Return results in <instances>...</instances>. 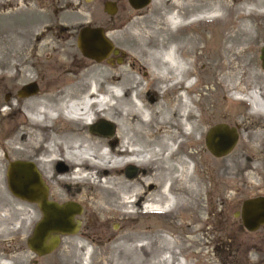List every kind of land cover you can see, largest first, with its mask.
Segmentation results:
<instances>
[{
    "label": "rangeland",
    "instance_id": "obj_1",
    "mask_svg": "<svg viewBox=\"0 0 264 264\" xmlns=\"http://www.w3.org/2000/svg\"><path fill=\"white\" fill-rule=\"evenodd\" d=\"M251 4L241 0H173L167 4L157 1L140 11L131 12L130 18L127 17L130 11L126 5H120L113 14H107L94 2L84 0H14L7 16L2 15L6 8L0 7V32L25 35L21 43L1 44L0 52V260L16 264L17 254L23 252L28 257L26 264H65L67 261L79 264L84 257L87 258V264H155L163 255L168 241L173 244V258H179L183 264H264V236L263 240L258 241L255 234L240 230L235 217L238 199L250 194L255 187L264 185L263 151L254 153L250 147L240 148V142L247 139L246 135L261 119L254 121L251 118L247 103L237 104L229 100H222L221 108L225 109L214 112L220 98L245 97V91L247 93L252 88L247 85L243 92L235 93L231 89L223 93L214 83L204 80L208 74L205 62L217 61L215 56H235L246 47L249 51L245 64L254 65L264 75L259 60V51L264 47V16L247 13L246 8ZM205 5L223 7L227 18L191 21L204 13ZM172 15H178L183 24L171 27L168 17ZM240 21H244L249 28L248 41ZM87 24L102 27L104 34L110 32L106 38L118 52L109 54L108 59L99 62L83 57L75 40L78 28ZM189 40H198L193 52L202 53L204 63H198L197 73L194 74L195 83L187 96L190 100L189 113L185 115L183 110L179 116L177 114L182 107H178L180 103L186 102L183 89L178 91L180 95L172 90L161 96L162 84L142 60L150 58L145 55V51H159L170 43L189 49ZM15 46L18 48L12 49ZM38 51H42L41 57L37 56ZM133 57H138V60H133ZM47 58L57 59L58 63L51 64L53 67H41V62ZM21 67L30 70L34 79L17 83L11 90L5 88L1 75L17 72ZM48 68H52V71L48 72ZM87 69H108L113 74V78H98V99L106 100L107 97H103L106 91L128 73L129 88L122 85V90L118 89L121 101L136 92L137 97L148 105L162 101L176 106L172 116L173 128L170 130L175 133L174 143L181 145L177 156L183 159L188 156L186 159L192 178L199 180V190L191 194L187 208L177 203L169 212L144 214L143 199H139L133 204L132 213L105 214V217H109L108 223L98 226L97 220L102 214L91 207L97 187L67 179L70 168L59 161V164L52 162L50 165H40L36 160L45 157L43 146L48 144L47 138L44 137L34 150H20L25 145L27 133L32 129L29 119L21 110L22 103L31 98H63L64 92L75 83L74 78L82 79L81 73ZM31 82L37 86L35 93L17 95L23 85ZM257 86L264 93V86ZM234 118L239 119L243 127L236 126ZM100 121L112 125L110 136L95 131ZM219 122L233 126L237 140L227 155L216 158L205 149L203 135L209 126ZM63 123V119L59 118L51 123L52 129L41 130V133L55 135L57 133L54 131H58ZM90 126L102 139L119 145L115 119L94 115L92 122L84 125V131L91 132ZM186 127L190 128L187 134L183 131ZM236 155L239 164H234ZM11 159H30L37 164L48 186L49 199L57 202L72 199L82 207L81 213L75 215L80 221L78 231L71 235H60L58 246L45 257L36 256L25 245V238L40 213L35 204L19 200L8 191L5 168ZM121 172L124 175L126 173L128 177L125 180L129 182L140 175L137 169L130 176L126 166L121 168ZM151 191L152 188L149 193ZM173 194L180 198L175 190ZM120 235H126V240L115 239ZM144 236H149L148 243L141 248ZM70 239L74 243L67 241ZM65 257L66 262L62 260Z\"/></svg>",
    "mask_w": 264,
    "mask_h": 264
},
{
    "label": "bare ground",
    "instance_id": "obj_2",
    "mask_svg": "<svg viewBox=\"0 0 264 264\" xmlns=\"http://www.w3.org/2000/svg\"><path fill=\"white\" fill-rule=\"evenodd\" d=\"M13 2L14 0H0V7L6 8V11L2 14L3 16L9 15L8 8H11ZM248 2L252 4L246 8L247 13L264 16V0H248ZM222 8L218 5H205L204 13L192 18L191 21L199 19H226L227 16L225 17ZM168 23L171 27L183 24L178 15L169 16ZM240 26H242L244 32L247 34L246 40L248 41L250 35L247 24L243 21ZM106 34L110 35V32L105 33V37ZM22 39H25V35L0 32V52L2 49L1 44L19 43ZM197 43L198 40H189V49L170 43L165 49L150 54L152 62H144V64L149 66V69L151 68L156 80L162 84V87H160L161 96L172 90L177 93L183 89L182 94L186 98V102L180 103V106L178 105V109L182 107L180 113L178 112L177 114L179 116L183 110L185 115L189 113L190 100L188 93L193 86L191 74L197 73L198 63L200 65L204 63H202L204 59L202 53L193 52L197 48ZM17 48L15 46L12 49L16 50ZM247 51H249L248 47L235 56H215L214 59H217V61L205 62L208 66V74L204 80L214 83L223 93L231 89L235 93L243 92L247 85L250 86L249 88H252L247 93L245 91V97L220 98V101H218L214 108V112L225 109L221 108L222 100H229L237 104L247 103L251 118L254 121H257L258 118L261 120L257 121L254 129L249 135H246L247 139L240 142V148L245 149V147H250L254 153H258L260 150L264 153V93H261L257 86L258 84L264 86V75L262 76L254 65L245 64L247 62ZM42 55V51H38L37 56L41 57ZM190 58H192L191 61ZM56 62L58 63L57 59L47 58L41 62V67H51ZM48 69H50L48 72L52 71V68ZM111 73L108 69L101 71L87 69L82 71V79L74 78L75 83H73L71 89H67L64 92L63 98H31L28 102L22 103L21 110L29 119L32 129L27 133L25 145L22 144L24 147L20 148V150L27 152L34 150L39 147L43 139L47 138L49 140L48 144L43 146L46 155L36 160L39 161L40 165H50L52 162L59 164L61 162L70 168L69 176L68 178L66 177L67 179L77 181L81 185L90 184L97 187L96 196L91 199V207L97 209L102 214V217L97 220L98 226L108 223L109 217H105V214L120 212L128 215L132 213L131 208L139 199H143L142 211H144V214L169 212L174 206L176 207L177 203L183 208H187L191 194L193 192L195 194L199 190V180L192 178L186 159L188 156L186 155L185 159L177 156L179 154L178 148L181 145L180 143L177 145L174 143L175 139L173 140V138L175 137V133L173 130H170V128H173L172 116L174 115L176 106L171 103L165 104L162 101H155L148 105L141 100L142 98L137 97L136 92H133L129 98L121 101L118 89L122 90V85H126V88H129L127 86L129 82L128 73H126V77L120 79V82L115 83L106 91V95L103 96L107 97L106 100L98 99L96 93L98 91V78H113V74ZM1 77L2 85L10 90L17 83L34 79L31 71L25 67H21L17 72H8L1 75ZM166 82L168 83L166 84ZM178 94L180 95L179 92ZM116 99H118V104ZM62 108L67 109L64 115L61 113ZM87 112L91 115L99 116L100 114L103 118H110V120L115 119L118 126L116 134L119 137V145L102 139L96 133L84 131V125L90 124L93 120H85ZM112 115H116V117L113 118ZM59 118L63 119L64 123L59 127L58 131H54L57 134L49 135L48 133L50 132L47 134L41 133V130L52 129L51 123ZM234 122L236 126L243 127L239 119L234 118ZM188 130L190 131L189 127L183 129L186 134ZM237 157L238 155L233 158L234 164H239ZM124 166L133 167L127 168L130 176L134 174L135 170L139 169V177L135 176L136 178L130 180V182L125 180L128 176L126 173L124 175L121 172V168ZM43 176L46 175L43 174ZM150 188H152L151 193H149ZM173 190L180 195V198L175 197ZM83 197L85 196L83 195ZM148 237L144 236L142 238L144 243H142L141 248L146 247ZM115 239L126 240V235H120L115 237ZM67 241L74 243V240L71 239ZM76 242L79 244V241ZM172 247V242L167 241L163 255L157 259L155 264H173L174 260V264H183L179 258H173L174 256L171 253ZM27 258L25 253H18L16 264H26ZM65 259L66 257L62 258L66 262L67 260ZM76 263V261L74 263L67 261L65 264ZM0 264H13V262L5 263L4 260H0ZM79 264H87V258H82Z\"/></svg>",
    "mask_w": 264,
    "mask_h": 264
},
{
    "label": "water",
    "instance_id": "obj_3",
    "mask_svg": "<svg viewBox=\"0 0 264 264\" xmlns=\"http://www.w3.org/2000/svg\"><path fill=\"white\" fill-rule=\"evenodd\" d=\"M147 3L148 0H142L141 3L131 6L137 9L146 6ZM110 12H113V9ZM75 43L83 57L97 62L107 59L109 54L117 53L100 26L82 25L77 31ZM259 60L261 68L264 69V47H261L259 51ZM36 90L37 86L31 82L23 85L17 91V95L27 96L35 93ZM89 130L96 131L98 134L111 135L112 125L100 121L96 124L95 131L91 126ZM236 140V129L223 122L209 126L203 135L205 149L216 158L227 155ZM129 173L127 170V174ZM5 180L6 187L13 197L35 204L39 210L40 216L33 224L30 234L25 238V245L33 254L36 256L50 254L58 246L60 235H71L78 231L80 221L75 218V215L81 213L82 207L71 200L57 202L49 199L48 186L33 160H8L5 168ZM240 219L248 231H253L259 225H264V196L243 200Z\"/></svg>",
    "mask_w": 264,
    "mask_h": 264
},
{
    "label": "flooded vegetation",
    "instance_id": "obj_4",
    "mask_svg": "<svg viewBox=\"0 0 264 264\" xmlns=\"http://www.w3.org/2000/svg\"><path fill=\"white\" fill-rule=\"evenodd\" d=\"M84 1H86V2H94L96 4V6H99L100 9L103 12L107 13V14H113V12H110L112 9L115 12V11L118 10V8H119L120 5L121 6L126 5V6H128L129 11H130V14L128 13L127 17L130 18L131 12L132 13H135L137 11H140V10L148 7L149 5H151L154 2H157V1L160 2L161 1L162 4H167V3H169V2H171L173 0H148V3H147L146 6H144L142 8H137V9L133 8L131 5L132 4H139V3L142 2V0H84ZM215 1L221 2V1H225V0H215ZM241 1H248V0H241ZM91 26H93V25H91ZM155 51H158V50H153V51L149 50V51H145L144 53H145V55H147V56L149 55V57H150V54L152 52H155ZM123 54L124 53H122V55ZM136 58H138V57H133V60H138ZM142 61L143 62H146V63L147 62H149V63L152 62L151 57L150 58L147 57L146 59H144ZM138 63L140 64V62H138ZM249 193L250 194L245 195L243 197H240V199H238L237 211L235 212V217H237V219L239 221V228H240V230L245 231V232H248V233L255 234L256 235V238L258 239V241H261V240H263V237L262 236H264V225H259L255 230L248 231L242 225V223H241L240 210H241V205H242L243 200H245L247 198H251V197L264 196V185H259V186L255 187L254 190L253 191H250Z\"/></svg>",
    "mask_w": 264,
    "mask_h": 264
}]
</instances>
